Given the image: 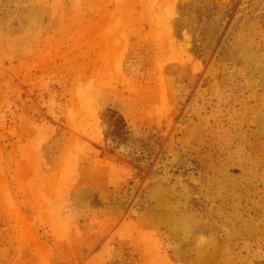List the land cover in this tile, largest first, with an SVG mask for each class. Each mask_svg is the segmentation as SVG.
<instances>
[{"label":"rangeland","instance_id":"1","mask_svg":"<svg viewBox=\"0 0 264 264\" xmlns=\"http://www.w3.org/2000/svg\"><path fill=\"white\" fill-rule=\"evenodd\" d=\"M0 264H264V0H0Z\"/></svg>","mask_w":264,"mask_h":264},{"label":"trees","instance_id":"2","mask_svg":"<svg viewBox=\"0 0 264 264\" xmlns=\"http://www.w3.org/2000/svg\"><path fill=\"white\" fill-rule=\"evenodd\" d=\"M105 120L108 124L105 138L110 139L116 145L127 141L130 130L121 114L115 110L106 109Z\"/></svg>","mask_w":264,"mask_h":264}]
</instances>
